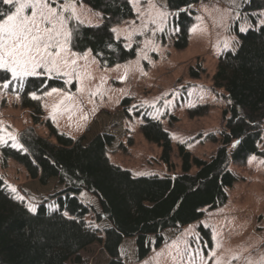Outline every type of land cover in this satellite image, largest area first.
Masks as SVG:
<instances>
[{
    "label": "rangeland",
    "instance_id": "374dc122",
    "mask_svg": "<svg viewBox=\"0 0 264 264\" xmlns=\"http://www.w3.org/2000/svg\"><path fill=\"white\" fill-rule=\"evenodd\" d=\"M129 1L134 15L114 24L112 30L127 47H135L133 58L102 67L91 51L75 52L71 39L65 44L61 37L62 48L57 49L54 42L50 49L60 51L59 72L39 68L36 76L13 79L8 72V77L0 79V157L3 145L22 147L19 135L29 127L48 138L45 119L83 143L98 133L113 134L109 159L137 176L180 174V144L200 158L209 159L215 153L227 102L223 90L213 87L212 78L219 55L235 46L233 26L246 31L253 25L252 12L247 11L249 0H201L192 5L195 13L188 27V44L182 49L174 45L178 27L166 0ZM50 3L57 9L69 3L75 8L74 13H62L67 18L65 28L71 32L76 23L98 26L103 22L100 12L82 2ZM259 12L256 25L264 21V7ZM24 15L30 16L31 10L25 9ZM191 68L198 69L200 75L193 76ZM38 76L57 77L66 87L30 94L38 97L43 110L41 123L35 125L30 109L21 104V95L26 79ZM125 98L131 99L127 113L122 106ZM147 117L159 120L170 134L171 167L161 161V148L141 132ZM212 135L218 139L213 140ZM260 148H264V128ZM229 168L237 180L227 189L223 204L205 211L204 217L191 225L163 230L165 242L141 261L137 260L135 238H126L120 247L125 264H264V155L251 154L243 163H230ZM0 177L30 209L42 203L56 207L52 196L64 188L57 178L45 185L31 179L12 159L5 166L0 160ZM77 196L91 210L87 221L100 229L109 226L108 220L95 217L101 212L97 197L86 190ZM200 226L208 229L210 241ZM80 256L78 264H105L108 259L99 243L88 246ZM68 264L75 263L71 260Z\"/></svg>",
    "mask_w": 264,
    "mask_h": 264
},
{
    "label": "trees",
    "instance_id": "16d2710c",
    "mask_svg": "<svg viewBox=\"0 0 264 264\" xmlns=\"http://www.w3.org/2000/svg\"><path fill=\"white\" fill-rule=\"evenodd\" d=\"M50 1L82 2L103 17L98 26H73L71 47L75 52L91 51L102 67L135 56V47H127L112 30L114 24L134 15L129 0ZM199 1L166 0L178 27L174 36L177 49L188 44V27L195 13L191 6ZM248 5L253 25L246 31L233 26L235 46L219 55L212 78L213 87L223 90L227 105L219 146L209 159L193 155L180 144V174L137 176L109 159L113 134L98 133L83 143L59 131L50 119L44 120L48 138L29 127L19 135L21 148L10 144L1 147V165L12 159L31 179L45 185L57 178L64 188L52 196L56 207L42 203L31 211L0 177V264H68L71 260L78 264L82 262L80 252L93 243L102 245L108 257L105 264H125L120 247L130 237L135 238L136 256L141 261L165 242L163 230L191 225L201 220L205 211L227 200V189L237 180L230 163H243L251 154L264 155V148H260L264 128V21L256 25L264 2L249 0ZM13 9L14 5L0 2V19ZM190 72L195 77L200 75L198 69L191 68ZM5 77L8 72H0V79ZM50 87L66 85L57 77L26 79L21 104L30 109L35 125L41 123L43 110L40 101L30 94ZM71 88H75L74 83ZM130 102V98L123 99L124 113ZM141 132L161 148V161L171 167V137L162 123L147 117ZM83 189L97 197L101 212L95 217L108 220V227L100 229L86 220L91 210L77 196ZM200 228L210 241L208 229Z\"/></svg>",
    "mask_w": 264,
    "mask_h": 264
},
{
    "label": "snow or ice",
    "instance_id": "6c2138e0",
    "mask_svg": "<svg viewBox=\"0 0 264 264\" xmlns=\"http://www.w3.org/2000/svg\"><path fill=\"white\" fill-rule=\"evenodd\" d=\"M0 2L15 6L14 12L5 14L6 18L0 19V69L10 72L13 79L36 76L40 74L37 72L39 68H45L49 73L59 72L58 61L62 59L60 51L53 52L50 49L54 42L57 49L62 48L61 37L65 44L71 39L72 32L65 28L67 18L62 13L69 10L74 13L75 8L69 3L57 9L51 6L50 0ZM25 9L31 10L30 16L24 15ZM71 63L75 64V60ZM33 98L38 99L35 94ZM30 210L35 211V208Z\"/></svg>",
    "mask_w": 264,
    "mask_h": 264
}]
</instances>
